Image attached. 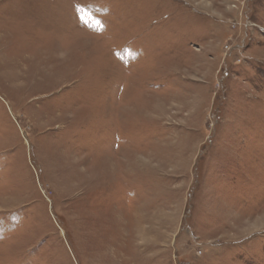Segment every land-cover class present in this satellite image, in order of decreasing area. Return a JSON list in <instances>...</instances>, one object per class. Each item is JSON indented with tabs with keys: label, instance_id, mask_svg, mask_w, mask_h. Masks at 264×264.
Listing matches in <instances>:
<instances>
[{
	"label": "rangeland",
	"instance_id": "rangeland-1",
	"mask_svg": "<svg viewBox=\"0 0 264 264\" xmlns=\"http://www.w3.org/2000/svg\"><path fill=\"white\" fill-rule=\"evenodd\" d=\"M0 264H264V0H0Z\"/></svg>",
	"mask_w": 264,
	"mask_h": 264
}]
</instances>
